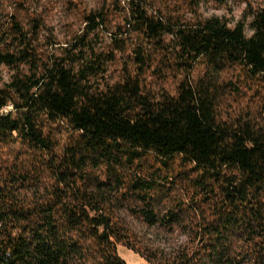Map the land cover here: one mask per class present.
Instances as JSON below:
<instances>
[{
	"label": "trees",
	"instance_id": "obj_1",
	"mask_svg": "<svg viewBox=\"0 0 264 264\" xmlns=\"http://www.w3.org/2000/svg\"><path fill=\"white\" fill-rule=\"evenodd\" d=\"M119 245L264 264L262 2L0 0V264Z\"/></svg>",
	"mask_w": 264,
	"mask_h": 264
},
{
	"label": "rangeland",
	"instance_id": "obj_2",
	"mask_svg": "<svg viewBox=\"0 0 264 264\" xmlns=\"http://www.w3.org/2000/svg\"><path fill=\"white\" fill-rule=\"evenodd\" d=\"M255 2H262L264 4V0H253ZM240 12H241V7L238 6H233V9L232 11H225V10H222V9H219V10H215L214 8H208L207 7H204V13L206 15H211V14H217V15H223L225 14L228 19L230 20H233L235 21L236 19L239 18L240 16ZM52 14L55 16V17H58L59 15L62 14V11L60 9H57L55 8L53 11H52ZM58 23H62V22H58ZM136 224L137 223H134V226L136 227ZM139 226V225H138ZM117 253L118 255L127 263V264H146L145 260L143 258H141L140 256H138L136 253H134L133 251L123 247V246H118L117 247Z\"/></svg>",
	"mask_w": 264,
	"mask_h": 264
}]
</instances>
